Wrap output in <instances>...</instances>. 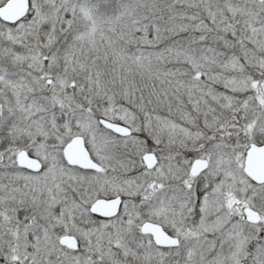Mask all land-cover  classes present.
I'll list each match as a JSON object with an SVG mask.
<instances>
[{
    "label": "snow or ice",
    "instance_id": "6c2138e0",
    "mask_svg": "<svg viewBox=\"0 0 264 264\" xmlns=\"http://www.w3.org/2000/svg\"><path fill=\"white\" fill-rule=\"evenodd\" d=\"M0 264H264V0H0Z\"/></svg>",
    "mask_w": 264,
    "mask_h": 264
}]
</instances>
